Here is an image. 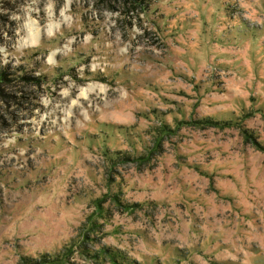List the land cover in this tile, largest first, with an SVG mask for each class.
Wrapping results in <instances>:
<instances>
[{
    "label": "rangeland",
    "instance_id": "rangeland-1",
    "mask_svg": "<svg viewBox=\"0 0 264 264\" xmlns=\"http://www.w3.org/2000/svg\"><path fill=\"white\" fill-rule=\"evenodd\" d=\"M0 264H264V0H0Z\"/></svg>",
    "mask_w": 264,
    "mask_h": 264
}]
</instances>
